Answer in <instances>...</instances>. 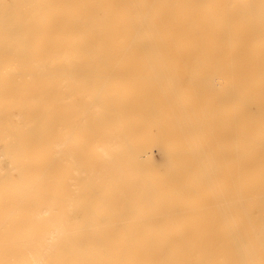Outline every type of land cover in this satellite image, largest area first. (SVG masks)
Returning <instances> with one entry per match:
<instances>
[{
    "label": "bare ground",
    "instance_id": "1",
    "mask_svg": "<svg viewBox=\"0 0 264 264\" xmlns=\"http://www.w3.org/2000/svg\"><path fill=\"white\" fill-rule=\"evenodd\" d=\"M0 264H264V0H0Z\"/></svg>",
    "mask_w": 264,
    "mask_h": 264
}]
</instances>
